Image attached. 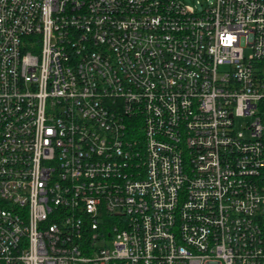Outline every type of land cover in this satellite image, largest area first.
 <instances>
[{
    "label": "built area",
    "instance_id": "1",
    "mask_svg": "<svg viewBox=\"0 0 264 264\" xmlns=\"http://www.w3.org/2000/svg\"><path fill=\"white\" fill-rule=\"evenodd\" d=\"M196 5L0 0V264H264V0Z\"/></svg>",
    "mask_w": 264,
    "mask_h": 264
},
{
    "label": "rangeland",
    "instance_id": "2",
    "mask_svg": "<svg viewBox=\"0 0 264 264\" xmlns=\"http://www.w3.org/2000/svg\"><path fill=\"white\" fill-rule=\"evenodd\" d=\"M196 1H201L203 2L204 0H185V2L191 6L195 5L196 8H198V6L196 5ZM247 120H238L236 123H235V126H236V130L240 131L242 130V127L244 125V123L246 122Z\"/></svg>",
    "mask_w": 264,
    "mask_h": 264
}]
</instances>
